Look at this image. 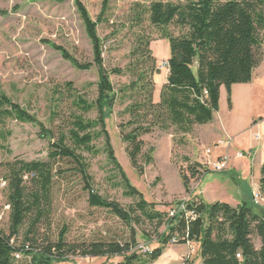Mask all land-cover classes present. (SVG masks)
<instances>
[{
  "label": "trees",
  "instance_id": "trees-1",
  "mask_svg": "<svg viewBox=\"0 0 264 264\" xmlns=\"http://www.w3.org/2000/svg\"><path fill=\"white\" fill-rule=\"evenodd\" d=\"M104 0L98 22L107 8ZM85 33L92 47L93 61L99 80L97 98L89 102L76 93L72 83L58 85L50 99L51 122L61 115L66 106L69 115L56 133L46 129L35 115L14 103L0 92V121L15 119L20 123L39 128L41 138L48 141V161H15L6 164L7 203L9 221L7 231L0 230V264H54L69 256L109 257L128 252V245L118 243H93L75 245L65 241L66 229H62L55 242L48 236L41 238L40 229H49L52 205L53 168L55 160L68 161L84 184L91 208L104 209L126 225L145 223L158 234L160 247L144 253L147 262L154 263L165 247L173 244L199 245L201 264H264V209L242 202L237 207L216 202L207 205L195 196L188 203L193 216L183 214L169 217L144 201L141 193L132 187L118 164L105 129L104 108L112 107L117 94L130 101L124 113L128 121L119 126L122 142L129 162L138 174L143 166L152 163V150L143 154L142 136L154 129L167 131L175 128L181 135H189L197 126L212 122L219 108L220 89L223 87L230 105L231 87L249 84L252 74L262 59L264 40V0H195L184 3L156 1L136 10V25L147 22L168 41L169 55L166 82L161 88L159 100H153L156 59L149 50L151 39L138 36L131 53L132 61L126 69L130 82L115 91L110 75L122 76L119 69L107 71L103 66L102 42L97 33V24L88 15L80 0H74ZM173 28L177 33H172ZM62 58L79 70H89L90 64H80L61 47L54 46ZM82 113L81 114H78ZM95 112L96 118L86 120L83 114ZM102 138L104 154L121 176L124 195L137 198L127 209L118 203L98 195L92 188L88 174L89 165L77 151L96 156L99 152L94 142ZM203 168V171L201 169ZM208 171L199 163H191L182 183L186 193L191 192L189 183L198 181ZM29 177V181L25 178ZM259 192L264 195V160L260 169ZM259 239V247L252 237ZM39 240H41L39 242ZM138 257H124V264H134ZM184 264H189L185 262Z\"/></svg>",
  "mask_w": 264,
  "mask_h": 264
},
{
  "label": "rangeland",
  "instance_id": "rangeland-1",
  "mask_svg": "<svg viewBox=\"0 0 264 264\" xmlns=\"http://www.w3.org/2000/svg\"><path fill=\"white\" fill-rule=\"evenodd\" d=\"M89 17L98 22L104 0H80ZM184 3L190 0H109L100 22L97 33L102 42L103 66L107 71L119 69L124 75H110L109 80L115 91L128 85L131 78L126 69L132 61L131 53L135 48L138 36H149V50L156 59L154 75L155 91L153 100H159L162 86L166 82L164 60L169 55L168 41L157 29L149 27L147 22L136 25V10L146 7L152 2ZM195 1V0H191ZM172 33H177L172 27ZM61 47L80 64H90L89 70H79L64 60L54 48ZM264 69V40L262 59L256 74ZM99 74L93 61L92 47L86 36L74 0H0V92L14 103L36 116L46 129L53 132L60 130L69 112L64 106L61 115L54 122L49 119L52 90L65 83H72L76 93L89 102L97 98ZM262 86V85H261ZM264 90H255L256 99L249 106L238 109L239 115L228 116L227 97L223 92L220 112L214 115L210 128L214 130L212 140L218 141L215 134L222 135L221 125L233 133L242 131L248 118L261 116L264 119ZM220 103V101H219ZM130 104L127 96L120 92L112 107L104 108L105 129L109 135L114 156L128 179L145 202L154 205L160 213L168 214L183 199H192L193 195L204 191V199L211 205L214 201H243L250 206L257 205L264 209V195L259 194L258 203L252 201L255 190L246 171L235 168L216 173L208 169L200 180L191 181L189 188L195 189L186 193L182 183V175L186 174L191 163L206 166V146L203 141V129L195 127L191 134L181 135L170 128L167 131L154 129L151 134L141 137L144 143L142 153L152 150V163L144 166L143 158L138 165L143 166L142 174H138L129 162L125 152L126 145L120 136V125H124L129 117L124 113ZM81 114L82 113H79ZM84 119L93 120L96 113L83 114ZM257 119V118H256ZM208 127V128H209ZM207 128V129H208ZM223 136V135H222ZM222 141H225L223 137ZM98 150L96 156L78 150L89 165L88 174L92 179V188L99 196L118 203L124 209L133 206L137 198L124 195L121 176L104 154L102 138L94 142ZM214 147V146H213ZM231 148H233L231 146ZM236 151V150H234ZM248 158V159H247ZM257 155L252 159L245 157L252 165H256ZM48 161V141L41 138L39 128L20 123L15 119L0 121V230L7 231L9 207L7 203L6 164L15 161ZM233 160L231 158L230 162ZM234 161V160H233ZM232 161V162H233ZM231 162V163H232ZM54 178L52 185V205L49 216V229H40L41 238L48 236L55 242L59 232L66 229L65 241L75 245H91L93 243H118L130 248L121 256L83 257L80 254L69 256L66 260L54 264H124V257L135 255L139 261L134 264H173L171 258L178 246L186 248V254L180 255L176 264H196L199 256L198 243L187 245L168 244L162 255L154 263L147 262L140 247L150 251L160 247L158 234L165 232V227L158 231L145 223L126 225L109 211L91 208L88 205V193L83 190L84 184L73 166L68 161L51 162ZM253 166V167H254ZM203 171V168L201 169ZM235 178V180L233 179ZM29 177L25 181H29ZM5 183V186H1ZM41 240H39L40 242ZM252 242L259 247V239L254 235ZM200 257V256H199ZM191 261V262H190Z\"/></svg>",
  "mask_w": 264,
  "mask_h": 264
},
{
  "label": "crops",
  "instance_id": "crops-1",
  "mask_svg": "<svg viewBox=\"0 0 264 264\" xmlns=\"http://www.w3.org/2000/svg\"><path fill=\"white\" fill-rule=\"evenodd\" d=\"M168 55H166V58L164 61H167ZM167 71V70H166ZM257 68L254 69L252 74V80L249 84L244 85H234L231 87V94H230V105H228L227 102V108H228V116H235L239 115L238 109L244 107V106H250L251 103L254 102L256 99V96L254 95L255 90H264V69L260 71L259 75L256 74ZM167 76V72H166ZM156 84V82H155ZM262 85V86H261ZM157 87V85H155ZM223 92L226 91L222 87L220 89V103L218 111L215 114H218L220 112V106H221V97ZM264 95V94H263ZM227 97V94H226ZM214 114V115H215ZM257 118V119H256ZM214 120V116H213ZM213 120L211 123L204 125V126H198V128L203 129V141L206 144V146H210L211 148H206V150H210V155L207 156V160H215L217 158H220L222 156H229L230 160L233 158V162L229 163L228 169L235 168L239 171H246L247 175L249 176L252 185L254 186L255 190L252 191L254 194L259 189V179H260V169L261 165L264 160V119L259 116H252L251 119L248 118L247 125L245 128L242 129V131L239 132H231L229 128L226 126V123H223L221 125V131L222 135L215 134V137L218 138V141L215 142V139L212 140L210 138L211 135H214V130L210 128L211 124L213 123ZM209 127V128H208ZM208 128V129H207ZM223 137H225V141H222ZM214 146V147H213ZM231 146L233 148H231ZM236 150V151H234ZM237 152H248L250 154L249 158L252 159L253 155H257V162L256 165H252L248 163L246 160H241L235 157V154ZM248 159V158H247ZM254 166V167H253ZM235 180V178L233 177ZM201 184V180L198 184V187ZM197 188L192 189L191 191H195ZM199 197L201 198L207 205L208 203L204 199V191H200L193 195L192 197ZM228 200L231 201V203L225 202L229 204L231 207H237L239 204H241L243 201H237L234 200L232 197L228 196ZM253 201V200H252ZM217 201L212 202V204L216 203ZM222 203V201H219ZM199 246V245H198ZM186 248L184 246H178L177 249L173 252V257L171 258V263L176 264L179 261L180 255L186 254ZM191 262V261H190ZM196 264H201V259L198 256V259L195 262Z\"/></svg>",
  "mask_w": 264,
  "mask_h": 264
},
{
  "label": "built area",
  "instance_id": "built-area-1",
  "mask_svg": "<svg viewBox=\"0 0 264 264\" xmlns=\"http://www.w3.org/2000/svg\"><path fill=\"white\" fill-rule=\"evenodd\" d=\"M164 67H167L166 61L164 62ZM205 154H206V156H209L210 150H206ZM249 156H250V154L248 152H245V153L244 152H237L235 154V157L238 159H243V158L249 157ZM229 163H230V157L229 156H222V157L217 158L215 160L207 161V164L204 167H205V169H207V170L209 169L212 172L220 173V172H224L225 170L228 169ZM1 186H5V183H3ZM258 199H259V194L255 192L253 194L252 200H253V202L258 203ZM190 201H191V199L187 198V199H183V201L179 202L177 204V206L168 213L169 217H175L176 215H180V214H183L185 217L193 216V213L188 208V203ZM173 242H174V240L170 244H173ZM187 244H190V243H187ZM140 249L143 253L149 252V249L147 247H140Z\"/></svg>",
  "mask_w": 264,
  "mask_h": 264
}]
</instances>
